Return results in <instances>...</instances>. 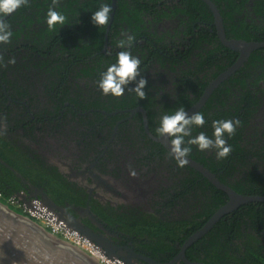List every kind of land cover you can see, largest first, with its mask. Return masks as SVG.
I'll return each instance as SVG.
<instances>
[{"label":"trees","instance_id":"trees-1","mask_svg":"<svg viewBox=\"0 0 264 264\" xmlns=\"http://www.w3.org/2000/svg\"><path fill=\"white\" fill-rule=\"evenodd\" d=\"M212 1L220 11L228 38L264 42V0ZM104 4L111 7L110 19L106 25L97 26L92 23L91 15ZM115 5L113 8L112 0H58L55 10L66 19L63 25L57 24L49 29L46 12L53 6L52 0H28L26 6L5 19L12 35L7 43H0V72L3 69L12 71L5 64L7 59L21 57L25 69L35 68L34 72H47L57 79L63 78L64 84L58 81L55 84L66 97L69 85L64 77L73 69L78 70L84 79L92 80L87 102L92 104L91 107L109 112L139 105L146 110L149 124L156 126L159 121L151 123L152 117L191 107L207 84L238 57L237 51L224 46L218 38L213 14L202 0H115ZM167 23L169 27H166ZM126 35L134 37L126 50L140 58L139 72L144 73L153 63L162 67L169 62L171 71L176 70L174 66H179L183 89L173 101L169 99L161 104L163 101L159 100L157 109L158 103L149 84L143 89V99L129 91L132 89L129 84L119 97L104 95L97 88L101 72L115 62L119 51L125 50L118 44L126 39ZM16 59L12 67L19 71L22 67ZM31 61L32 65L29 64ZM0 96H3L1 90ZM69 98L75 103H84V108L90 107L78 92ZM198 112L204 115L205 124L194 126L193 136L205 132L211 137L214 120H239L240 123L234 134H225L226 143L231 145L227 157L217 159L215 149L199 150L196 145L189 146V156L236 192L264 196V47L252 51L244 64L212 91ZM94 115L104 116L101 111ZM152 128L157 135L156 128ZM156 146L160 147L159 144ZM15 149L14 144L0 136V156L27 178L23 162L14 161L7 155L9 151L15 153ZM20 157L27 158L23 154ZM195 174L197 180L193 183L210 189L208 208L196 213L193 219L152 223L151 234L155 238L151 237L153 243L145 245L153 252L151 255L161 261L172 256L165 257L168 251H175V240L182 243L186 236L178 237L175 225L178 228L180 225L185 233L194 231L203 223L196 218L205 216L206 221L228 198L199 172L195 171ZM31 181L38 183L33 178ZM22 187L9 168L0 163L3 198ZM0 200L4 203V199ZM194 245L200 246L196 249L198 254L191 256V251H187L189 259L201 260L205 264H264V202L243 204L225 214ZM158 253H161L159 257Z\"/></svg>","mask_w":264,"mask_h":264},{"label":"flooded vegetation","instance_id":"flooded-vegetation-1","mask_svg":"<svg viewBox=\"0 0 264 264\" xmlns=\"http://www.w3.org/2000/svg\"><path fill=\"white\" fill-rule=\"evenodd\" d=\"M169 26L167 23L166 27ZM16 61L22 67L19 71L7 59L5 64L12 71L3 69L5 72H0V90L6 99L3 102V96H0V136L14 144L17 153L9 151L7 155L14 161L23 162V170H27L29 177L25 178L0 156L1 164H7L9 170L13 168L22 176L20 178L10 170L23 187L9 197L14 196L19 202L31 199L43 202L45 199L41 192L36 191L41 190L59 207L55 209L56 213L92 236L94 243L103 250L116 252L135 264L148 263L130 258L127 248L160 264L171 262L181 253L184 242L200 230L228 198L206 221L205 216L196 218L203 223L194 231L185 233L180 225L179 228L175 225L178 237L186 235L184 241L175 240V251H168L165 256L167 258L171 254L170 258L163 261L155 258L145 245L153 243L151 237L155 238L151 234L153 222L193 219L196 213L208 208L210 189L193 183L197 180V170L187 164L178 167L169 149L148 134L143 114L132 112L143 107L138 105L109 112L91 107L92 104L87 102L93 87L92 80L84 79L78 70L73 69L64 77L69 85L65 97L55 84L57 81L64 84L63 78L57 79L47 72H34L35 68L25 69L21 57ZM170 67L169 62L162 67L153 63L136 78L137 81L140 78L146 80V86L149 84L151 87L157 103L159 100L163 101L161 104L169 99L173 101L183 89L179 66H174V71ZM135 84L136 81L129 82V87L134 88ZM75 92L81 94L89 108H84L82 102L70 100ZM159 105L160 102L157 109ZM96 111H101L104 116L97 117L94 115ZM144 111L148 131L158 137L152 126L157 128L159 123L151 126ZM159 120L160 117H152L151 123ZM157 144L160 147L157 148ZM22 154L27 158L23 160ZM31 178L38 183H33ZM1 198L4 201L8 199L2 195ZM218 221L184 249L188 261L205 264L201 260L189 259L187 251H191V256L197 255L196 249L200 246L194 244L206 236ZM120 260L125 262L123 258ZM174 264L187 263L181 259Z\"/></svg>","mask_w":264,"mask_h":264},{"label":"water","instance_id":"water-1","mask_svg":"<svg viewBox=\"0 0 264 264\" xmlns=\"http://www.w3.org/2000/svg\"><path fill=\"white\" fill-rule=\"evenodd\" d=\"M204 1L209 9L211 10L214 17V24L216 26L217 35L222 42V44L231 50L237 51L239 53L237 60L229 66L225 71L217 75L213 80H211L208 86L204 89L199 100L193 104L191 107L185 110L188 115H192L205 104L206 100L212 93V91L225 79H227L231 74L235 72L246 59L249 57L252 51L255 49L264 47V42L258 41H247L244 39H233L228 38L225 32L224 23L220 11L216 4L212 0H202ZM112 7L115 8V0H112ZM4 16L3 18L10 16ZM111 14V20H112ZM109 28V26H108ZM107 28V29H108ZM107 37V34H106ZM140 111L145 120V128L148 134L157 142L166 146L169 149V137L167 134L159 135L158 137L153 136L147 128L145 111L143 108H137L132 110ZM1 160V159H0ZM2 161V160H1ZM190 167L196 169L203 176H205L214 186L223 190L228 195L227 202L221 206L206 222V224L193 235H191L183 244L181 253L176 256L171 262L166 264H174L179 260H183L187 264H203L190 262L185 258L183 253L184 249L189 246L193 241L202 236L207 230H209L213 224L218 221L222 216L230 213L237 209L240 205L251 203V202H264L263 195L254 194H240L233 190L228 185L222 183L217 179L216 175L211 172L207 167H205L200 162L188 157V163ZM7 166V164H6ZM13 173L22 178V176L16 172L13 168H10ZM43 204L46 205L50 210H52L59 219L64 220L67 226L72 230L78 231L80 234L88 238L94 243L92 236L87 234L80 227H77L71 220H66L56 213L55 209H59L54 202H52L48 197L41 191ZM27 202V201H26ZM73 218V217H72ZM75 222H78L77 219ZM97 245V244H96ZM99 246V245H97ZM101 248V247H100ZM102 249V248H101ZM103 250V249H102ZM104 253L110 258H123L126 264H135L129 258H125L116 252H108L103 250ZM130 258H139L148 264H160L154 260L135 254L130 249H126ZM120 257V258H119ZM124 262V263H125ZM0 264H104L98 259L94 258L87 252L79 249L78 247L72 245L71 243L63 240L59 236L48 231L44 226L39 224V222L34 219L14 210L7 204L0 200ZM162 264V263H161Z\"/></svg>","mask_w":264,"mask_h":264},{"label":"clouds","instance_id":"clouds-1","mask_svg":"<svg viewBox=\"0 0 264 264\" xmlns=\"http://www.w3.org/2000/svg\"><path fill=\"white\" fill-rule=\"evenodd\" d=\"M28 0H0V43H7L12 35L10 26L3 18L8 14L14 13L17 9L26 6ZM58 0H52V5L46 12V23L49 29L55 25H63L65 16L55 10ZM111 7L108 4L101 5L98 10L92 13L91 21L95 25H106L110 19ZM134 37L126 35V39L119 41L118 46L122 49L116 54V60L107 66L106 70L101 72L100 79L97 81V87L104 95H112L119 97L125 92V87L129 82L136 81L135 87L129 89L141 99L145 97L144 87L146 80L140 78L136 80L140 74L138 68L140 58L133 56L131 52L126 50V46H130ZM15 60L10 59L9 63ZM239 120H214L211 127L213 129L212 136H208L205 132H199L195 136L192 135L193 128L200 127L205 124L204 115L196 112L188 115L184 108L177 109L172 114H163L159 120V126L156 128L157 135L167 134L169 137V154L176 162L178 167H184L188 163V156L191 152L190 145H196L199 150L215 149L217 159H223L228 156L231 151V145L225 140V134L231 136L234 134ZM185 138H188L185 140Z\"/></svg>","mask_w":264,"mask_h":264},{"label":"built area","instance_id":"built-area-1","mask_svg":"<svg viewBox=\"0 0 264 264\" xmlns=\"http://www.w3.org/2000/svg\"><path fill=\"white\" fill-rule=\"evenodd\" d=\"M1 198V193H0ZM11 208H15L20 213L34 219L44 226L51 233L59 236L63 240L71 243L79 249L87 252L94 258L104 264H125L118 258L108 257L104 251L88 238L80 234L76 230H72L67 226V223L59 219V217L50 210L39 199H31L29 201L19 202L16 197H9L4 201Z\"/></svg>","mask_w":264,"mask_h":264},{"label":"rangeland","instance_id":"rangeland-1","mask_svg":"<svg viewBox=\"0 0 264 264\" xmlns=\"http://www.w3.org/2000/svg\"><path fill=\"white\" fill-rule=\"evenodd\" d=\"M40 224V223H39Z\"/></svg>","mask_w":264,"mask_h":264}]
</instances>
